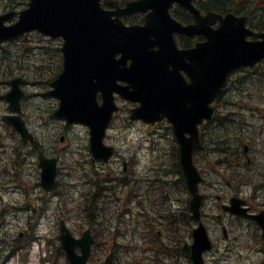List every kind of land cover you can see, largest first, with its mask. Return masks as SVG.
<instances>
[{
    "label": "water",
    "instance_id": "95a60500",
    "mask_svg": "<svg viewBox=\"0 0 264 264\" xmlns=\"http://www.w3.org/2000/svg\"><path fill=\"white\" fill-rule=\"evenodd\" d=\"M100 0H31L29 8L22 11L20 19L10 27L3 25L4 20L12 14L0 17V41L5 37L15 36L32 29H38L45 34L64 36L65 66L63 73L56 80V95L63 100L61 112L64 113V100H68V116L71 121H86V117L94 112H101L102 120L107 123L113 110V99L110 93V75H115L116 69L113 54L116 48L123 50L127 55L141 61L143 59L156 60L154 52L150 50L146 38L139 33L126 31L121 27L108 11L101 8ZM214 45L203 46L186 56L191 63H184V55L179 54V69L189 70L191 82L188 83L180 74L171 72L164 81V90L156 92L152 103L159 105L152 113L142 110L136 115H152L163 113L174 122L182 146V165L187 177L189 189L193 194V209L198 214V207L202 196L198 194V182L201 177L193 164L192 154L200 148L197 124L204 118L213 115L210 103L224 85L228 73L240 64L225 53L214 56ZM263 49V48H262ZM261 48H255V52ZM140 68L135 64L134 69ZM108 72V73H104ZM105 86L108 89L105 90ZM98 89L105 91L104 104L97 107L94 104L95 92ZM20 93L15 86L8 98L17 107ZM148 116H145L149 119ZM26 139L27 130L20 121H13ZM91 123V122H89ZM93 124V123H91ZM191 134L186 137L185 133ZM45 185L53 182V164L46 163ZM49 182V184H47ZM62 238L65 249L72 264H87V258L94 239L90 230L83 233L81 239H74L65 225L62 224ZM76 245H80L84 255L75 252ZM201 250H199L200 252ZM196 264H201L197 261Z\"/></svg>",
    "mask_w": 264,
    "mask_h": 264
},
{
    "label": "flooded vegetation",
    "instance_id": "af4514ba",
    "mask_svg": "<svg viewBox=\"0 0 264 264\" xmlns=\"http://www.w3.org/2000/svg\"><path fill=\"white\" fill-rule=\"evenodd\" d=\"M231 1L232 0H194V4L201 10L202 14H206L209 11L215 10L216 13H220L222 15L234 13L236 16L245 17L246 26L249 29H251L254 33H264V9H252L250 8L252 7L250 3L245 4L244 2H238L237 0H234V2ZM122 2L125 4L127 0H122ZM262 3H264V0H262ZM169 11L172 17H174L177 21L182 22L184 25L191 24L194 21L193 15L188 10L180 7L179 4L173 3ZM148 13H150V10L146 13H137L135 15H131L128 17V20L133 23H141L143 21V17ZM218 25L219 23L217 22L214 24V27H217ZM176 39L178 44L180 43L182 46L194 45L196 42L203 40L202 37L198 35L192 38L179 33L176 34ZM249 39L257 40L259 38L253 35L250 36ZM241 70L244 74H248V76L253 80L264 81V59L254 66L244 67ZM258 111L259 114L263 113V110L258 109ZM257 116L260 118L259 115ZM246 153L249 152L246 151ZM240 173L245 176L243 171L241 172L240 170ZM235 175L238 176L239 173L235 171ZM220 176V180L213 182L208 180V182H204L202 185V191H204L206 198L201 210V215L204 223H207V228L214 242V249L205 255L206 264H215L213 262L214 255H217L222 248H225L226 246L229 249L234 248L243 241V238L246 235L251 233L252 224H254V226L257 224L254 222L253 218L249 216V214L259 213L262 207V204H258L256 200L252 199L251 194L248 192V186L246 185L245 181H242L239 186H236L235 183L227 179L224 173H221ZM146 178L148 179L149 177L147 176ZM146 188L147 189L145 190L144 194L145 202L147 208L150 209V179L147 181ZM178 190L179 188L177 187L176 191ZM235 196L240 197L245 201L243 205L248 208L246 214H234L227 210V207L230 206V202ZM170 197L172 200L171 207L173 208V212L178 215L177 222L179 225V254L187 257V255L184 254H191L192 232L196 224L191 222V226L184 225L183 217L187 215L189 217L188 211L184 210L185 208L182 202L181 205H179V197L176 195H171ZM213 223L215 225L211 226ZM218 246H220V248H218ZM260 246L261 249L263 248V250L259 251V253L257 252L259 255H254L255 257L257 256V258L253 264H260L264 260V239H262ZM233 252L234 251H231V253ZM210 254L213 255L209 257ZM241 258H244V255L239 253V259Z\"/></svg>",
    "mask_w": 264,
    "mask_h": 264
},
{
    "label": "rangeland",
    "instance_id": "374dc122",
    "mask_svg": "<svg viewBox=\"0 0 264 264\" xmlns=\"http://www.w3.org/2000/svg\"><path fill=\"white\" fill-rule=\"evenodd\" d=\"M61 123H59V130H55V132L47 134L44 131V127L42 126V124L38 125V136L40 138H43L44 135L47 136V138H51V139H55L56 136V140L59 139L60 135L65 134L63 132V128H60ZM117 133V135L119 136V138L116 137H110L112 139H115L116 142L119 145H124V144H128V145H133L132 148H135L140 155H146L149 156L151 155L152 151L153 154L155 155L156 153H158V151L160 149H163L165 147V145H167L168 143V139L165 137V132L163 129L159 128V131L157 132V127L154 128H148L142 124H137L134 127H132L131 129H120V130H116V128H113L110 131V134L112 133ZM66 135H67V140L65 142V144H77V146L83 142V140L86 138V129L82 126H75L73 127L71 130L68 129L66 131ZM146 139H150V140H146ZM72 140V141H71ZM71 141V142H70ZM149 144L152 145V151H150V149H147L146 147L149 146ZM76 146V147H77ZM62 145L58 144V148H61ZM151 155V156H152ZM1 196L2 194L5 195V198L2 197V202L3 199L4 200H16L18 197H20V194L18 193H12L11 189H3L1 190ZM11 192V193H10ZM15 192V191H13ZM7 202V201H6ZM5 203V202H4ZM51 209L48 210V214H49V219L47 217L43 218L41 221L38 220L36 217L34 219V222L32 223L31 226H25V222H22L23 226L22 228L19 227L17 230V233L15 232V236H18V233L21 230H27V235L24 238L21 237L20 240L18 241V243L21 242H27V247H25V253H26V259L24 261V264H46L43 263L42 260L40 259V248L41 245L45 244V235L49 234L51 236H53V234L56 233V219H53V216L56 215V211H57V206L55 205V199L52 202L51 205ZM28 214V212H25L21 209V207H19L18 209L14 210L11 214H10V218L11 220H13L14 217L19 218V217H23L26 216ZM28 215L34 216V214L29 213ZM55 222V223H54ZM13 225H9L7 226V230L10 229H14L18 222H13ZM72 227H75V231H79V227L82 224H78L76 225V220L74 219V221H72ZM6 230V231H7ZM9 232V231H8ZM37 233H40V237H37ZM54 244V242H52ZM13 248H11L10 250H8L5 253H12L15 254L18 249H15V242L13 244ZM52 249V248H51ZM3 252V251H0ZM5 259L3 256H0V264H4ZM57 264H65V259L63 258V256L61 255V257H58L56 260ZM20 263V258L18 256V254L14 255V256H10L5 264H19Z\"/></svg>",
    "mask_w": 264,
    "mask_h": 264
}]
</instances>
